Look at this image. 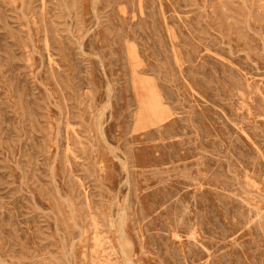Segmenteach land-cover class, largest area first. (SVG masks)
<instances>
[{
    "label": "rangeland",
    "instance_id": "1",
    "mask_svg": "<svg viewBox=\"0 0 264 264\" xmlns=\"http://www.w3.org/2000/svg\"><path fill=\"white\" fill-rule=\"evenodd\" d=\"M0 264H264V0H0Z\"/></svg>",
    "mask_w": 264,
    "mask_h": 264
}]
</instances>
